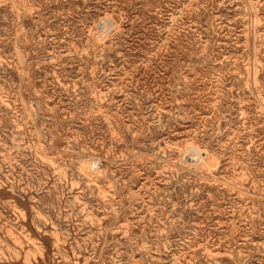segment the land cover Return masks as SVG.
I'll list each match as a JSON object with an SVG mask.
<instances>
[{"label":"rangeland","instance_id":"rangeland-1","mask_svg":"<svg viewBox=\"0 0 264 264\" xmlns=\"http://www.w3.org/2000/svg\"><path fill=\"white\" fill-rule=\"evenodd\" d=\"M0 264H264V0H0Z\"/></svg>","mask_w":264,"mask_h":264},{"label":"bare ground","instance_id":"bare-ground-1","mask_svg":"<svg viewBox=\"0 0 264 264\" xmlns=\"http://www.w3.org/2000/svg\"><path fill=\"white\" fill-rule=\"evenodd\" d=\"M255 77V76H254ZM117 137V136H116ZM195 154V153H194ZM207 162H208V160H207Z\"/></svg>","mask_w":264,"mask_h":264}]
</instances>
